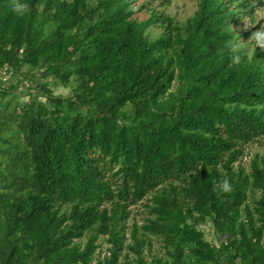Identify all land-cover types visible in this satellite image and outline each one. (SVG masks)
<instances>
[{
    "label": "trees",
    "instance_id": "obj_1",
    "mask_svg": "<svg viewBox=\"0 0 264 264\" xmlns=\"http://www.w3.org/2000/svg\"><path fill=\"white\" fill-rule=\"evenodd\" d=\"M13 2L0 0V264H146L150 236L154 264H264V154L235 165L264 136V49L226 62L264 0H199L183 22L169 0H19L22 16Z\"/></svg>",
    "mask_w": 264,
    "mask_h": 264
},
{
    "label": "rangeland",
    "instance_id": "obj_2",
    "mask_svg": "<svg viewBox=\"0 0 264 264\" xmlns=\"http://www.w3.org/2000/svg\"><path fill=\"white\" fill-rule=\"evenodd\" d=\"M199 0H169V4L162 7V9L169 15L173 16L178 22H183L187 17L191 16L197 8ZM138 3V2H137ZM156 5V1L152 3ZM161 9V8H159ZM139 18H145L148 15L147 10H141L136 14ZM260 26H264V7L256 8L254 11L253 20L243 18L238 25L234 28L237 32H254ZM151 37H156L160 32L161 28L157 26H151L148 29ZM9 73H3L0 76V83L5 84L8 81ZM175 85V83H174ZM52 90L55 94H68V88L58 86L52 83ZM256 154H264V136L258 137L250 143H247L243 149V155L235 162V165H242L245 169H248L249 161ZM146 215L145 209L141 203H137L131 206L130 217L128 218L127 225L128 229L126 232L127 243H131L130 231L134 225H141ZM201 229L206 235L207 239H213L214 233L209 223L201 225ZM149 245H145L143 248V257L146 260V264H154L152 257L162 254V247L158 239L153 236L148 238ZM99 247L95 253L96 258H103L108 255V243L103 237L99 238ZM129 256L132 258L134 255L129 251ZM122 260V259H121Z\"/></svg>",
    "mask_w": 264,
    "mask_h": 264
},
{
    "label": "clouds",
    "instance_id": "obj_3",
    "mask_svg": "<svg viewBox=\"0 0 264 264\" xmlns=\"http://www.w3.org/2000/svg\"><path fill=\"white\" fill-rule=\"evenodd\" d=\"M12 10L17 16H22L27 11L25 4L19 0H14ZM259 46L264 49V26H260L254 31L247 41H241L238 36L229 38L226 44V62L233 65H240L251 53L255 55V50ZM233 189V184L228 178L219 181L214 187V191L220 195L229 194Z\"/></svg>",
    "mask_w": 264,
    "mask_h": 264
},
{
    "label": "built area",
    "instance_id": "obj_4",
    "mask_svg": "<svg viewBox=\"0 0 264 264\" xmlns=\"http://www.w3.org/2000/svg\"><path fill=\"white\" fill-rule=\"evenodd\" d=\"M4 72L0 69V76L3 74Z\"/></svg>",
    "mask_w": 264,
    "mask_h": 264
}]
</instances>
